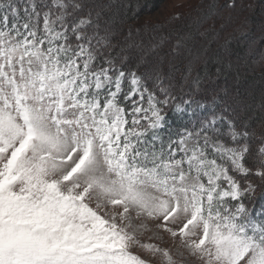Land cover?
<instances>
[{"label":"snow or ice","instance_id":"1","mask_svg":"<svg viewBox=\"0 0 264 264\" xmlns=\"http://www.w3.org/2000/svg\"><path fill=\"white\" fill-rule=\"evenodd\" d=\"M106 9L0 0V264H264V99Z\"/></svg>","mask_w":264,"mask_h":264},{"label":"rangeland","instance_id":"2","mask_svg":"<svg viewBox=\"0 0 264 264\" xmlns=\"http://www.w3.org/2000/svg\"><path fill=\"white\" fill-rule=\"evenodd\" d=\"M127 1L100 0V3L107 5L108 14L122 30H126L128 26L139 28L140 35L137 38L143 39L146 43L153 38L166 36L169 39L165 48H168L177 35L188 31L191 27L201 32L207 29L206 35L196 36L197 48L208 46L207 56L209 58L217 53L219 58L232 65L228 79L217 80V85L226 84L234 88L236 87L233 83L235 76L232 73L234 71H237V74L243 73L249 66L264 69V5H258L256 0H235L236 6L230 11L224 6L228 0H221L218 4H210L208 0H164L154 12L144 13L137 22L130 25L125 24L122 16ZM121 6L122 8H119ZM255 12L258 14L255 15ZM174 14H179L180 19H171ZM244 19H247L248 24L243 34L250 33V35L248 39L238 40V37L243 34L235 29ZM221 23L225 25L223 29L220 28ZM226 41H230V44L225 43ZM235 45H238V50L241 49V51L237 52ZM238 87L244 93V98L248 103L258 105L254 97L260 101L264 99V88L256 90L255 83L240 81ZM150 235L151 233L145 232L141 240L168 249L176 259L182 260L184 264H199V261H194L180 247L179 238L173 240L167 233H162L161 240H149ZM178 252H184V256L177 255ZM138 254L142 258H149L144 253ZM151 259L152 264H159L157 259Z\"/></svg>","mask_w":264,"mask_h":264},{"label":"trees","instance_id":"3","mask_svg":"<svg viewBox=\"0 0 264 264\" xmlns=\"http://www.w3.org/2000/svg\"><path fill=\"white\" fill-rule=\"evenodd\" d=\"M208 1H210V4L212 3L218 4V2H220L221 0H208ZM163 2L164 0H128L127 5L124 6L125 9L122 13L125 24L130 25L131 23L137 22L144 13L154 12ZM256 2L258 5H264V0H256ZM227 3L224 4L225 7H227ZM119 8H122V6ZM226 9L230 11L233 8L227 7ZM256 12L255 15L258 14ZM194 28L195 27H191L188 29V31L189 30L195 31ZM249 35L250 33L243 34L240 37H238V40L248 39ZM227 44L230 43L228 42ZM234 48L237 50V52L241 51V49L238 50V45H235ZM215 55L214 57H218L217 53ZM237 73H238L237 71H234L232 75L236 77ZM228 74L230 73L228 72L226 77L222 76L219 80L225 81L226 79H228ZM239 76H240V81L255 83L257 85L256 90L260 89L261 87L264 88V69H259L249 66L248 69L243 71V73H239ZM254 100L257 101V102L255 101V103L257 104L260 103V100L256 99L255 97Z\"/></svg>","mask_w":264,"mask_h":264}]
</instances>
